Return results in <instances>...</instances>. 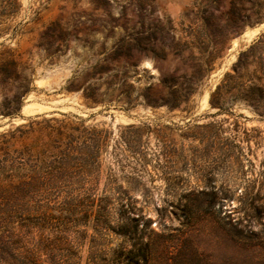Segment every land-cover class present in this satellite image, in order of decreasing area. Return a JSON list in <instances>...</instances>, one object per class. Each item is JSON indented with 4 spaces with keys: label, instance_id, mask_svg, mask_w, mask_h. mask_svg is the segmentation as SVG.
Here are the masks:
<instances>
[{
    "label": "rangeland",
    "instance_id": "1",
    "mask_svg": "<svg viewBox=\"0 0 264 264\" xmlns=\"http://www.w3.org/2000/svg\"><path fill=\"white\" fill-rule=\"evenodd\" d=\"M5 51L0 214L90 262L264 264V0H0Z\"/></svg>",
    "mask_w": 264,
    "mask_h": 264
},
{
    "label": "trees",
    "instance_id": "2",
    "mask_svg": "<svg viewBox=\"0 0 264 264\" xmlns=\"http://www.w3.org/2000/svg\"><path fill=\"white\" fill-rule=\"evenodd\" d=\"M18 64V60L13 57L10 51L0 53L1 92L6 90L12 77H21ZM23 97L22 93L15 95L14 102L5 97V100L0 103V116L2 118L16 116L20 111ZM211 103L216 106L213 98ZM53 130L57 129L53 128ZM14 139V132L0 134V142L5 144H10ZM2 147L0 143V149ZM3 170V173L0 174L5 178L11 180L21 178L20 169L14 165L9 168L5 167ZM53 213L44 211L41 214V228L44 227V223L51 224L52 220L57 219ZM32 216L31 214L26 217L0 214V264H45V261L42 260L43 254L54 256L55 259L51 264H131L132 262L130 253L126 254L124 245L121 243L116 247L95 249L92 253L96 256L90 262V246L83 241H70L64 229H58L52 237L45 236L43 230L38 240L34 241L35 238L32 237L34 223L30 219ZM18 218L20 220H17Z\"/></svg>",
    "mask_w": 264,
    "mask_h": 264
},
{
    "label": "water",
    "instance_id": "3",
    "mask_svg": "<svg viewBox=\"0 0 264 264\" xmlns=\"http://www.w3.org/2000/svg\"><path fill=\"white\" fill-rule=\"evenodd\" d=\"M261 27H262V26H261ZM32 110L35 111V108L32 107ZM24 113H25V110H24V108H23L22 111H21V114H18L16 117H14V118L12 119L11 124H12V123H15V122H18V121H23V120H24V116H23Z\"/></svg>",
    "mask_w": 264,
    "mask_h": 264
},
{
    "label": "bare ground",
    "instance_id": "4",
    "mask_svg": "<svg viewBox=\"0 0 264 264\" xmlns=\"http://www.w3.org/2000/svg\"><path fill=\"white\" fill-rule=\"evenodd\" d=\"M258 30V29H257ZM257 30H255V31H257ZM255 31L253 32V33H255ZM257 33V32H256ZM252 34V33H251Z\"/></svg>",
    "mask_w": 264,
    "mask_h": 264
}]
</instances>
